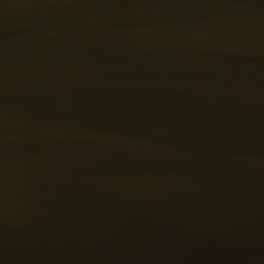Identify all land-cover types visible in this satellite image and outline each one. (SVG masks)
Masks as SVG:
<instances>
[{
  "label": "water",
  "instance_id": "water-1",
  "mask_svg": "<svg viewBox=\"0 0 264 264\" xmlns=\"http://www.w3.org/2000/svg\"><path fill=\"white\" fill-rule=\"evenodd\" d=\"M0 264H264V0H0Z\"/></svg>",
  "mask_w": 264,
  "mask_h": 264
}]
</instances>
